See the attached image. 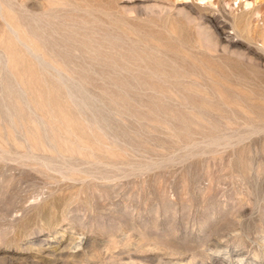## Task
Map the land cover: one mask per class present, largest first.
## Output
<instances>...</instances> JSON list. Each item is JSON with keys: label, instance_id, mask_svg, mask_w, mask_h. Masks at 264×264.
Listing matches in <instances>:
<instances>
[{"label": "rangeland", "instance_id": "1", "mask_svg": "<svg viewBox=\"0 0 264 264\" xmlns=\"http://www.w3.org/2000/svg\"><path fill=\"white\" fill-rule=\"evenodd\" d=\"M263 236L264 0H0V264Z\"/></svg>", "mask_w": 264, "mask_h": 264}, {"label": "bare ground", "instance_id": "2", "mask_svg": "<svg viewBox=\"0 0 264 264\" xmlns=\"http://www.w3.org/2000/svg\"><path fill=\"white\" fill-rule=\"evenodd\" d=\"M245 1V0H244ZM255 2L257 1V0H254ZM247 2V4H249L248 3V1H246ZM246 2H245V4H246ZM249 2H251V1H249ZM263 5V4H262ZM247 7V6H246ZM256 9H257V7H256ZM257 11H259L258 9H257ZM260 12V11H259ZM237 19V18H236ZM249 19V18H248ZM239 20V19H238ZM239 22H240V20H239ZM249 32V31H248ZM260 33V32H259ZM4 45V44H3ZM231 225V224H230ZM235 228H237V227H235ZM228 232V231H227ZM261 232V231H260ZM226 233V232H225ZM238 233V232H237ZM222 234V233H221ZM263 234V233H262ZM228 235V234H227ZM234 236H236V235H234ZM238 237H239V235H237ZM254 236V235H253ZM256 237V236H255ZM264 237V236H263ZM210 238V237H209ZM226 238H228V237H226ZM233 238V237H232ZM261 238V237H260ZM257 239V238H256ZM264 242V238H262V240H260V241H258V244L260 245V246H262V249L264 250V245H261V243H263ZM214 243V242H213ZM243 244V243H242ZM241 244V245H242ZM254 246V245H253ZM256 246V245H255ZM221 245H219L218 243H214V244H212V246H211V248H210V246H208L207 247V249L206 250H209V249H211V250H220L221 249ZM255 248V247H254ZM259 248V247H258ZM256 249V248H255ZM197 253V252H196ZM208 253V252H207ZM211 253V252H210ZM225 253H226V256L227 257H225L226 259H224V258H222V257H219V255H215V256H213V258L211 259L212 260V264H224L225 262H228L229 260H233L234 258L236 259V261L238 262V264H240V263H242L243 262V264H246L247 263V261L246 260H244V258H242V256H243V253H239L238 251H236L234 248H229V247H227L226 246V249H225ZM262 255V254H261ZM209 256V255H208ZM234 262V261H233ZM236 262V263H237ZM207 263V262H206ZM231 264V263H230ZM254 264V263H253ZM256 264H259V263H256Z\"/></svg>", "mask_w": 264, "mask_h": 264}]
</instances>
